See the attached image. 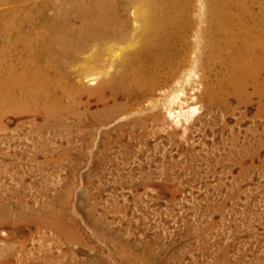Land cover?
<instances>
[{
  "label": "rangeland",
  "instance_id": "obj_1",
  "mask_svg": "<svg viewBox=\"0 0 264 264\" xmlns=\"http://www.w3.org/2000/svg\"><path fill=\"white\" fill-rule=\"evenodd\" d=\"M201 63L159 120L93 97L39 132L42 116L0 107V264H264V72L208 96L224 69Z\"/></svg>",
  "mask_w": 264,
  "mask_h": 264
},
{
  "label": "bare ground",
  "instance_id": "obj_2",
  "mask_svg": "<svg viewBox=\"0 0 264 264\" xmlns=\"http://www.w3.org/2000/svg\"><path fill=\"white\" fill-rule=\"evenodd\" d=\"M204 1L205 12L194 0H0L1 109L42 116L39 132L67 126L74 116L81 120V108L89 109L93 97L100 113L147 103L158 119L160 105L172 115L173 104L186 95L181 85L191 82L200 61L209 71L213 64L225 71L215 87L207 80L208 96L217 87L244 92L248 78L262 86L264 0ZM95 75L96 84L87 85L84 79Z\"/></svg>",
  "mask_w": 264,
  "mask_h": 264
}]
</instances>
